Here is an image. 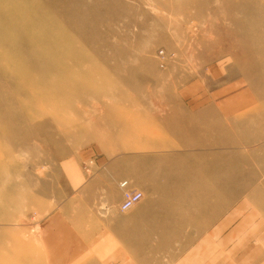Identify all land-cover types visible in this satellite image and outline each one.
Returning <instances> with one entry per match:
<instances>
[{
  "label": "rangeland",
  "instance_id": "1",
  "mask_svg": "<svg viewBox=\"0 0 264 264\" xmlns=\"http://www.w3.org/2000/svg\"><path fill=\"white\" fill-rule=\"evenodd\" d=\"M201 78L264 120V0H0V264L37 253L63 160Z\"/></svg>",
  "mask_w": 264,
  "mask_h": 264
},
{
  "label": "crops",
  "instance_id": "2",
  "mask_svg": "<svg viewBox=\"0 0 264 264\" xmlns=\"http://www.w3.org/2000/svg\"><path fill=\"white\" fill-rule=\"evenodd\" d=\"M201 81L149 104L115 149L61 162L60 199L21 264H264V146L248 147L264 143V120H239L248 104ZM123 180L142 197L121 211Z\"/></svg>",
  "mask_w": 264,
  "mask_h": 264
},
{
  "label": "built area",
  "instance_id": "3",
  "mask_svg": "<svg viewBox=\"0 0 264 264\" xmlns=\"http://www.w3.org/2000/svg\"><path fill=\"white\" fill-rule=\"evenodd\" d=\"M126 184H127V181L125 180L120 182V187L123 189V199L119 205V209L121 211H124L130 208L133 204L138 202L142 197V193L140 191L127 190Z\"/></svg>",
  "mask_w": 264,
  "mask_h": 264
}]
</instances>
